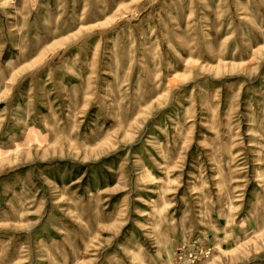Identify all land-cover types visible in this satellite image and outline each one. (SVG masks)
<instances>
[{"label":"rangeland","instance_id":"rangeland-1","mask_svg":"<svg viewBox=\"0 0 264 264\" xmlns=\"http://www.w3.org/2000/svg\"><path fill=\"white\" fill-rule=\"evenodd\" d=\"M0 264H264V0H0Z\"/></svg>","mask_w":264,"mask_h":264}]
</instances>
